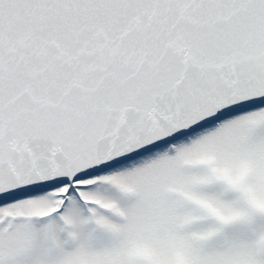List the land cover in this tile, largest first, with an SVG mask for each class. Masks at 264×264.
Instances as JSON below:
<instances>
[{
  "label": "snow or ice",
  "instance_id": "1",
  "mask_svg": "<svg viewBox=\"0 0 264 264\" xmlns=\"http://www.w3.org/2000/svg\"><path fill=\"white\" fill-rule=\"evenodd\" d=\"M0 264H264V0H0Z\"/></svg>",
  "mask_w": 264,
  "mask_h": 264
}]
</instances>
